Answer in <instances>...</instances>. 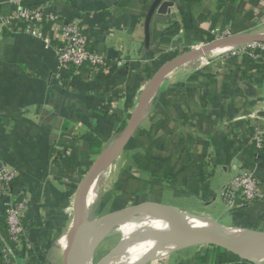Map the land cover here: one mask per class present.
<instances>
[{
    "label": "crops",
    "instance_id": "1",
    "mask_svg": "<svg viewBox=\"0 0 264 264\" xmlns=\"http://www.w3.org/2000/svg\"><path fill=\"white\" fill-rule=\"evenodd\" d=\"M168 1L172 6L166 12H157L160 4L155 9L148 39L145 18L154 0L24 1L26 6L45 7L62 23L81 19L88 47L108 62L98 71L101 78L86 65L63 69L56 54L61 38L53 36L50 24H45L47 43L26 31L24 21L6 24L19 6L0 0V158L17 171L14 188L31 196L19 264H42L31 244L42 243L56 224L60 239L65 235L75 194L73 185L63 190V180L91 164L113 142L155 62L171 52L180 54L190 43L209 42L200 39L204 32L232 33L236 14L253 13L254 25L239 32L250 33L264 13V0H193L191 5L187 0ZM242 58H211L208 53L200 64H182L165 76L133 136L135 144L112 162L116 183L144 194L131 203L157 201L222 226L264 230V141L261 147L254 144V136L264 129V74L245 70ZM87 133L99 147L89 146L83 138ZM62 150L69 154L61 156ZM71 155L85 157L84 163L75 169L65 166L61 159ZM248 171L263 186L260 199L227 203L223 188ZM4 212L0 198V233ZM63 247L57 240L53 261L61 258ZM46 248L41 251L48 252ZM215 251L207 245L183 246L155 264H239L215 263Z\"/></svg>",
    "mask_w": 264,
    "mask_h": 264
},
{
    "label": "water",
    "instance_id": "2",
    "mask_svg": "<svg viewBox=\"0 0 264 264\" xmlns=\"http://www.w3.org/2000/svg\"><path fill=\"white\" fill-rule=\"evenodd\" d=\"M159 4L158 13H164L168 7L172 6V2L168 0H154L145 18L146 39L149 37L151 17ZM250 42L264 43V33H231L223 38L212 39L200 48H191L172 57L153 72L125 126L113 142L108 144L91 162L77 187L73 203V218L65 233L66 240L62 249L60 264H87L88 261H92L98 245L115 228L130 222L140 214L160 219L166 224L167 233L145 231L136 232L131 237H121L117 244L94 264H105L106 261L113 259L120 253H124L122 252L123 249L128 247L130 242L136 243L145 239L155 241V247L153 248V245L152 250H158V247L165 242L179 240L185 242L187 246L207 245L218 247L236 255L241 260L252 264H264V230H244L243 234L234 235L221 232L209 223L197 222L205 218L192 215L180 208L161 202L146 200L130 203L96 218L88 219L86 216L88 194L96 178L118 158L128 145L139 125L146 118L151 99L165 76L174 68L201 56H207L211 50L220 46L226 44L241 45ZM219 225L217 224V226ZM224 228L231 227L224 226ZM163 253L152 256V252L141 264H146L163 255Z\"/></svg>",
    "mask_w": 264,
    "mask_h": 264
},
{
    "label": "built area",
    "instance_id": "3",
    "mask_svg": "<svg viewBox=\"0 0 264 264\" xmlns=\"http://www.w3.org/2000/svg\"><path fill=\"white\" fill-rule=\"evenodd\" d=\"M19 7L16 13L5 20L6 24L13 21L26 22V31H30L38 38L49 42L50 38L45 30V24H50L53 36L59 35L61 46L56 49L57 59L63 69L89 66L93 71L107 67V61L98 52L88 47V39L85 34V23L81 19H74L62 23L59 16L49 12L45 7L26 6L25 0H11ZM230 31H221L217 38L230 35ZM216 39V38H215ZM243 45L244 49L238 54H249L253 58L259 57L254 53L255 49L264 51L263 42H250ZM237 54V55H238ZM202 57V56H201ZM264 129L254 136V144L261 147L263 144ZM61 156H67L69 152L62 150ZM17 176L15 168H10L0 158V198L4 206V227L6 232L0 233V245L2 264H19L17 252L26 240V228L24 218L29 210L30 195L22 189H15L13 182ZM263 192V186L253 171H248L235 176L222 190L224 200L233 204L236 199L244 198L254 202Z\"/></svg>",
    "mask_w": 264,
    "mask_h": 264
},
{
    "label": "rangeland",
    "instance_id": "4",
    "mask_svg": "<svg viewBox=\"0 0 264 264\" xmlns=\"http://www.w3.org/2000/svg\"><path fill=\"white\" fill-rule=\"evenodd\" d=\"M261 17L262 18L259 20L260 23H259L258 28L253 30L252 33H263L264 32V13H263V16H261ZM220 33H221V31H213L211 33L213 36V39L217 38ZM205 43H207V42H199V43H192V44L190 43V44H188L187 47L183 48L182 51L188 50L191 48H200ZM244 48H246V47H244L243 45H240L239 47H237L231 51H226V52L216 51V49H213L209 52V54H210L211 58L214 56L218 57V56H225V55H230V56L235 57ZM181 52H178V53H181ZM171 53L172 54H170V55L172 57L174 55V53L173 52H171ZM178 53H176V54H178ZM168 56H169V54H168ZM202 59H204V56L199 57V58H197L191 62L195 63V64H200ZM122 162H123V157H121V159L119 160V164H121ZM88 167L89 166L84 167L77 174L67 178V180L64 179L63 180L64 181L63 190L65 189L66 191H68L69 189L72 188V185H73V194H76L77 187H78L83 175L87 171ZM114 167H115V164L112 163L109 167H107L105 170H103L99 174V176L96 178L94 185H93V188L91 190L92 201L89 204H87V207H86L87 208L86 216L88 219L99 217L102 214H105L107 212H110V211L116 210L118 208H121L123 206H126V205L130 204L132 201H134L133 200L134 198H136L140 195H144L143 192L142 191L140 192L139 189L134 190V189L130 188L131 186H126L123 183L117 184L116 183V176H113L111 174L112 171H113V173H114V171H116V168H114ZM24 191L27 192V190H24ZM260 197L256 198V201H258L260 199ZM30 198H31V196H30ZM70 208H72V206H70ZM35 217H34L35 221H37L39 219V216L37 213H36ZM68 222H69L68 223V228H69V226L72 222V210L71 209H70V215L68 217ZM45 224L50 227L49 223H45ZM59 230H60L59 225L56 224V228L51 230L50 234H47L46 239H43L42 243H41V241H37L35 244H33V243L31 244L33 254H35V256H37L40 259L42 264H47V261H51V262L53 261L54 256L52 255V248H54V245L56 244L57 240L60 241L59 240L60 239V236H59L60 231ZM121 237L122 236L118 232L112 231L98 245L97 249L95 250L92 262L96 263L103 256H105L117 244V242L120 240ZM45 247H47L46 249L48 250V252L44 253L41 250H42V248L45 249ZM210 247H213V246H210ZM167 253H169V250L165 251L163 253V255L156 257L155 259L147 262L146 264H155L156 260H159V258H162ZM53 262H52L53 264H60V262H61L60 256L58 257V261L54 260Z\"/></svg>",
    "mask_w": 264,
    "mask_h": 264
},
{
    "label": "bare ground",
    "instance_id": "5",
    "mask_svg": "<svg viewBox=\"0 0 264 264\" xmlns=\"http://www.w3.org/2000/svg\"><path fill=\"white\" fill-rule=\"evenodd\" d=\"M240 44H226L223 46H220L216 48V51H231L237 47H239ZM93 187H91L92 190ZM91 190L88 194L87 204H89L92 201L91 198ZM95 199V198H94ZM203 218V217H202ZM207 218V217H206ZM208 219V218H207ZM208 220L202 219L198 220L199 223H209L212 226L216 227L217 230L221 232H227L229 234H243L245 231L242 229L237 228H228L225 229L224 226L219 225L217 226L216 222H212ZM113 231L118 232L122 237H131L136 232H145V231H155L162 234L167 233V226L164 222H162L160 219H156L150 216H147L145 214H140L136 217H134L130 222L121 225L117 228H115ZM66 235H64L60 239L61 245L65 243ZM155 244V241L153 239H145L142 241H138L136 243H129L128 247L123 249L122 252L113 259H110L109 261H106L105 264H141L143 261H145L146 257L149 256L153 252V255H160L166 250L173 251L176 249H180V247L187 246L185 242L183 241H172V242H165L161 246L158 247V250H152V246ZM155 245L153 246V248ZM152 250V251H151ZM87 264H94L92 261H88Z\"/></svg>",
    "mask_w": 264,
    "mask_h": 264
},
{
    "label": "trees",
    "instance_id": "6",
    "mask_svg": "<svg viewBox=\"0 0 264 264\" xmlns=\"http://www.w3.org/2000/svg\"><path fill=\"white\" fill-rule=\"evenodd\" d=\"M189 2V4L191 5L193 3V0H187ZM231 1H235V0H231ZM253 13L252 12H248L246 14H244L243 16L236 14V16L233 18L232 20V25H231V30L232 33H239L240 31H244L249 29L250 27H252L254 25V21H253ZM205 35V36H204ZM200 39H203L205 41H211L213 39V36L210 34H206V32L202 33L200 36ZM254 53L259 54V58H253L251 55L249 54H243V58H242V65L244 66L245 70H251V69H256V71H258L261 74H264V51H260L259 49H255ZM173 57V56H172ZM171 55H165L161 58H159L154 65L153 71H155L161 64H163L165 61L169 60L172 58ZM108 65V62H107ZM74 67H70L68 68V70H72ZM102 70V69H101ZM101 70H97V72H95L97 77H101L102 78V74H98V71ZM115 118L118 117L117 116H113ZM126 124V119L122 121L121 126H120V130L125 126ZM83 138L88 142L89 146H95V147H99L100 143L98 142V140L93 137L90 133H87L85 135H83ZM135 137H132L127 145L128 147L133 146L135 143ZM85 157H77L74 155L68 156L67 158H62L61 161L63 164H65V166L69 167L70 169H75L77 166L80 165V163H84ZM86 166H90V162H88L86 164ZM3 226H4V222H3ZM2 231L5 232V228H1ZM215 248V254L213 255V261L215 263H221L223 261L227 262V263H234V262H238L239 264H252L250 262H247L245 260H241L240 258H238L236 255L227 252L224 249L218 248V247H213ZM2 258V256H1ZM202 259V258H201ZM2 264V263H1Z\"/></svg>",
    "mask_w": 264,
    "mask_h": 264
}]
</instances>
